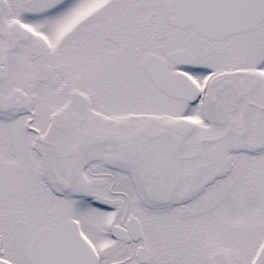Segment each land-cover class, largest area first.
<instances>
[{"label":"snow or ice","instance_id":"1","mask_svg":"<svg viewBox=\"0 0 264 264\" xmlns=\"http://www.w3.org/2000/svg\"><path fill=\"white\" fill-rule=\"evenodd\" d=\"M0 264H264V0H0Z\"/></svg>","mask_w":264,"mask_h":264}]
</instances>
